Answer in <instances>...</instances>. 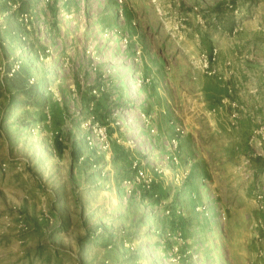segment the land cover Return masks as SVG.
Returning <instances> with one entry per match:
<instances>
[{
	"label": "rangeland",
	"instance_id": "374dc122",
	"mask_svg": "<svg viewBox=\"0 0 264 264\" xmlns=\"http://www.w3.org/2000/svg\"><path fill=\"white\" fill-rule=\"evenodd\" d=\"M138 104L159 112L158 146L135 133ZM116 111L111 150L122 131L141 151L113 171L81 124ZM171 136L232 156L126 194ZM0 264H264V0H0Z\"/></svg>",
	"mask_w": 264,
	"mask_h": 264
},
{
	"label": "crops",
	"instance_id": "0c3cea01",
	"mask_svg": "<svg viewBox=\"0 0 264 264\" xmlns=\"http://www.w3.org/2000/svg\"><path fill=\"white\" fill-rule=\"evenodd\" d=\"M47 77H49V76H47ZM57 79H58L57 80L58 82H61L63 80V78H61V77H58ZM100 81H102V80L100 78H97L96 82L94 83V87L91 88L92 93H93L94 90H97L98 93L96 94V96L95 95H93V96L91 95L94 105L91 104V107H90L91 109H94V110L99 111V112H101V107L98 104L100 103V105H102L101 103L105 102L104 100L107 99V95L111 91L110 90L111 87H109L108 89H105L103 87L105 90L101 87L102 90L100 91V88H99L100 85H101ZM76 87H77L76 90L78 92H80V90L78 88L79 84ZM39 89H41L40 86H39ZM71 89H73V87ZM108 100L110 102L112 100V96H110L108 98ZM46 102H47L48 106L50 107V111H51V114H52L53 122H60L61 123L62 122V118H63V113H64V112H62L61 105L57 104L55 100H46ZM106 104H108V102ZM107 107H106V109H107ZM137 108H138L137 109L138 118L140 119V122H139L138 126L136 125L135 133H137L138 129H139L140 133L141 132L144 133L142 135V138H146V137L148 138L149 135L147 134L146 130H149L150 128L154 129V131H155L153 133L154 136H152V135L151 136L155 137V140H156L153 144L154 145L156 144L158 146L160 144V143H158V142H160L159 141L160 140L159 131H158V129H159V126H158L159 125V121H158L159 112L157 110H154V111L150 112V114L148 116H146L144 114V111L140 109L139 104H138ZM46 118H47V116H46ZM64 120L65 119L63 118V121ZM65 125H67V124L65 123ZM168 125H170V123ZM53 126H54V124L50 125L48 128L52 129ZM131 126H133V125H131ZM44 127L47 128V126H44ZM128 127H130V125ZM124 136H127V135H125L124 132H122V131H120L119 134L116 133L115 139L113 141V145L117 146V148L113 149V151L111 150V152L109 154H102L104 156H100L99 157L98 154L96 155V154L93 153V155H92L89 152H86L85 155H90V157H91L90 160H92V161H95V160L98 161V160H101V159L105 158V160H103V162L105 163L104 165L106 166L107 170L111 169L113 171H118L120 168H118V170H117V167H121L122 165H120V164L122 162L124 163V165H123V168H121V169H128L129 166H130V162L132 160V157L133 156L136 157L135 155L138 154L139 150L141 151V146L139 144V142H140L139 139L138 140L135 139V140L128 141V138H127V141H126ZM171 138H172V136H171ZM136 140H137V142H136ZM167 140H166V142H167ZM185 141H187L186 137H182L181 139H179V144H180V146H179L180 148L179 149L180 150H179V154L177 156L178 159L176 160L177 164L174 163V164H171V166H167V164H166L164 166L162 165V166H159L157 168L158 172L155 173V178H156L155 179V183H156L155 186L156 185L157 186L155 188H166V187L170 188L175 183V181H174L175 179L181 180L182 183H185L186 181H187V183H189L188 181L191 180V178L194 176L193 175L194 174L193 168L195 167V164H196L197 161L208 162V161L216 160V161L227 162L228 160H230V156H232V155H229V154H226V153H222L220 155L217 154L216 156H213L210 153H207V154L204 153L200 157L195 156L193 158L192 154H191V150H188V151L186 150L185 151V148H184ZM227 143L229 145H232V142L230 140H228ZM77 144H78V147H80L82 145L79 142ZM134 146H136V148H135L136 151L133 154L132 148ZM165 147H166V145H165ZM82 151H86V150L82 149ZM160 151H162V147H161ZM160 151H159V153H161ZM156 152L157 151L154 152L153 158L156 159L157 162H159L163 155L159 158L158 156H156ZM151 154H152V152H151ZM117 158H119V159H117ZM121 158L122 159L124 158V161H122ZM115 159L119 160L117 162V163H119L118 165L117 164L115 165ZM120 160L122 162H120ZM202 164H203V162H202ZM217 165H218V167H220L219 163ZM199 173H200L201 177H204L205 175H208L207 174V168H205L204 164L201 167ZM127 175H129V174H127ZM183 188H186V187H183Z\"/></svg>",
	"mask_w": 264,
	"mask_h": 264
},
{
	"label": "built area",
	"instance_id": "2783aa9c",
	"mask_svg": "<svg viewBox=\"0 0 264 264\" xmlns=\"http://www.w3.org/2000/svg\"><path fill=\"white\" fill-rule=\"evenodd\" d=\"M102 89H100L101 91ZM97 90L93 91V94L96 96ZM114 117V118H113ZM118 117V111L113 115V121L111 123V116L109 117L110 123L106 124L100 120H96L94 117L85 120L81 124L82 132L84 133L85 142L89 149L94 150L99 153L111 152L112 149V139L109 134V127H117L122 129L124 119L122 116ZM49 119V118H47ZM107 122V120H106ZM126 125H129V122L126 121ZM154 133L155 131L152 130ZM184 131H180L179 134H183ZM179 145V140L177 137H172L166 142V149L168 153L164 154L159 162L151 156V151L145 150L143 153L147 156L146 164L148 168H143V163L139 164L138 161L132 163L131 170L133 172L132 176L128 179L122 181L123 188L125 189L126 194L128 195H140L141 188H150L153 187L155 183V173L158 172L159 166H164L167 164V161L175 160L174 153L176 152Z\"/></svg>",
	"mask_w": 264,
	"mask_h": 264
}]
</instances>
